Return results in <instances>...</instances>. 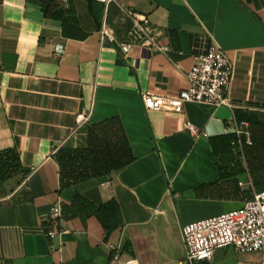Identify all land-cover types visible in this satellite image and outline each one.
<instances>
[{"label":"crops","instance_id":"obj_1","mask_svg":"<svg viewBox=\"0 0 264 264\" xmlns=\"http://www.w3.org/2000/svg\"><path fill=\"white\" fill-rule=\"evenodd\" d=\"M71 1L90 23L86 1ZM120 2L150 18L165 51L150 53L135 45L125 55L103 43L100 30L84 38L65 36L62 21L46 16L40 0H0V151L17 149L24 170L4 183L3 197L16 196L0 200V264H123L129 258L177 264L185 254L183 226L217 215L188 216L184 204L239 208L255 191L243 162L231 153L222 172L232 176L220 179L210 139L231 133L235 110L264 105V0ZM171 29L178 33L175 46ZM210 42L233 62L234 107L187 103L179 114L147 110L142 93L177 94L187 86L194 53ZM56 44L64 48L59 57ZM84 108H91L88 124L119 117L136 160L61 189L54 154L67 143L87 146L86 126L76 129ZM188 123L207 136H193ZM216 181L228 198L197 195L196 187ZM76 193L97 205L116 199L124 226L107 239L96 217L63 211L61 233L49 239L52 207L59 201L69 207Z\"/></svg>","mask_w":264,"mask_h":264},{"label":"built area","instance_id":"obj_2","mask_svg":"<svg viewBox=\"0 0 264 264\" xmlns=\"http://www.w3.org/2000/svg\"><path fill=\"white\" fill-rule=\"evenodd\" d=\"M105 5L106 13L111 5H117L120 13L131 24L123 39H119L113 29L103 21L100 30L103 43L117 46L128 55L135 45L142 46L150 53L162 52L166 46L159 41L160 33L151 28L148 16L135 12L122 4L120 0H97ZM64 48L56 44L54 54L61 56ZM234 67L224 49L215 42H210L193 55V64L187 73V86L175 95H166L155 91L142 93V102L149 111H167L182 113L187 103H203L216 107H234L229 97ZM91 118V108H84L76 116V129L86 126ZM193 136L206 132L200 131L188 123ZM231 133L236 135L233 145L243 152L245 145L253 143L248 121L235 120ZM51 218L46 225V235L53 240L61 233L63 206L57 202L51 211ZM182 236L185 254L177 264H211L218 249L232 248L237 252H261L264 264V190L254 191L253 196L244 204L229 211L190 222L183 226ZM112 246V244H110ZM53 249H57L52 246ZM62 246L58 248L61 250ZM117 249V248H114ZM118 254L115 259H118ZM123 264H139L137 259L129 258Z\"/></svg>","mask_w":264,"mask_h":264},{"label":"trees","instance_id":"obj_3","mask_svg":"<svg viewBox=\"0 0 264 264\" xmlns=\"http://www.w3.org/2000/svg\"><path fill=\"white\" fill-rule=\"evenodd\" d=\"M85 1L90 23L84 21L71 0H68L69 6H65L62 0H40L46 16L62 21L65 36L75 37L80 34L84 38L92 31L101 30L105 17L106 22L119 39L126 36L131 24L120 13L117 5H111L106 13L103 3L97 0ZM81 23H83L82 28L78 26ZM169 36L175 46L176 41L178 42V33L171 29ZM256 107L255 110L237 109L235 117L237 121H248L250 124L253 143L245 145L243 153L247 158V170L255 191H262L264 190V105L258 104ZM84 131L88 141L86 147H75L67 143L54 154L59 165L61 189L79 182L110 175L136 160L119 117H110L91 123L84 128ZM235 140L234 133L217 135L210 139L213 155L219 164L220 179L232 176L231 173L222 172L224 169L222 162H226L230 150L235 148L233 145ZM22 171L24 170L17 149L6 148L0 151V198L6 194L4 183ZM240 171L241 169H238L236 173ZM196 193L201 198L223 199L229 197V195H224V191L220 189L219 181L196 187ZM15 196L16 194L11 197L15 198ZM252 196L253 194L249 195L248 199ZM63 211L69 212L72 216L79 214L83 218L96 217L103 226L107 239L125 224L121 206L116 199L97 205L89 198L76 193L72 204L69 207L63 206Z\"/></svg>","mask_w":264,"mask_h":264},{"label":"rangeland","instance_id":"obj_4","mask_svg":"<svg viewBox=\"0 0 264 264\" xmlns=\"http://www.w3.org/2000/svg\"><path fill=\"white\" fill-rule=\"evenodd\" d=\"M230 153L233 155H236L235 158H238L240 162H243L242 170L248 172L247 158L244 155V153L240 152L236 148L230 150ZM247 178L251 180L250 175L247 176ZM14 185H15V181L12 183L11 186L13 187ZM11 199L12 197L10 198L1 197L0 198V200L2 201L4 200L8 201ZM184 205L185 206L183 207L182 211L186 212L188 216H195L196 218L206 217L208 215L222 213V212L229 211L237 207L233 203H218V202H211V203L210 202H203V203L193 202V203H187ZM215 255L216 256L214 257V261L212 264H251V263H257L261 260V254L258 252H237L229 247L218 249Z\"/></svg>","mask_w":264,"mask_h":264}]
</instances>
